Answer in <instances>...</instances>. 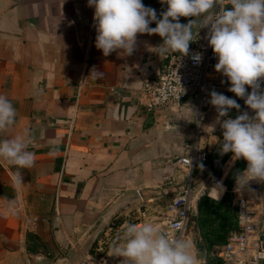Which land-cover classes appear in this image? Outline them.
Instances as JSON below:
<instances>
[{"label": "crops", "instance_id": "obj_1", "mask_svg": "<svg viewBox=\"0 0 264 264\" xmlns=\"http://www.w3.org/2000/svg\"><path fill=\"white\" fill-rule=\"evenodd\" d=\"M142 2L158 16L167 9L161 0ZM93 16L88 0H0V94L18 113L0 139L30 134L28 150L35 153L34 167L20 170L25 184L19 189L12 180L17 168L0 160V264H78L112 224L149 222L162 232V215L189 181L178 159L195 145L209 160L194 172L185 241L195 233L207 262L222 264L218 252L232 230L219 244L202 226L199 206L206 197L221 202L227 194L236 210L234 177L246 163L219 152L223 136L206 129V114L191 97L148 110L143 88L170 60L169 53L152 49L163 42L158 35H138L131 56L105 57L95 47ZM207 34L204 28L194 40L206 43ZM94 69L103 76L92 77ZM222 80L215 71L212 89L250 111ZM238 114L233 109L230 116ZM53 146L58 150L50 155ZM259 185L252 209L264 242Z\"/></svg>", "mask_w": 264, "mask_h": 264}, {"label": "clouds", "instance_id": "obj_2", "mask_svg": "<svg viewBox=\"0 0 264 264\" xmlns=\"http://www.w3.org/2000/svg\"><path fill=\"white\" fill-rule=\"evenodd\" d=\"M161 3L167 9L158 16L142 0H88V7L94 9L95 47L105 57L113 52L131 56L136 51L138 35H158L163 42L152 48L157 54L178 52L198 64L202 53H190L189 46L199 30L207 28L208 43L217 58L215 70L226 78L221 82L229 83L228 92L244 100L250 110L241 112L237 99L215 89L209 92L208 103L216 110L222 129L219 152L230 153L233 161L246 163L234 177L237 187L249 188L250 181L264 183V0ZM181 18L188 22L180 23ZM152 24L156 26L150 27ZM91 76L101 78L103 73L94 69ZM233 109L239 113L235 118L230 116ZM17 115L11 100L0 94V133L15 125ZM211 128L215 130L214 125ZM33 140L30 134L0 139V160L17 168L12 176L16 189L25 184L20 170L35 165V153L28 150ZM57 150L53 146L50 155ZM111 254L120 258V264H203L190 241L169 239L149 222L126 224L122 237L114 241Z\"/></svg>", "mask_w": 264, "mask_h": 264}, {"label": "built area", "instance_id": "obj_3", "mask_svg": "<svg viewBox=\"0 0 264 264\" xmlns=\"http://www.w3.org/2000/svg\"><path fill=\"white\" fill-rule=\"evenodd\" d=\"M189 48L190 53H202V61L197 64L190 56L182 57L181 53L170 55V60L162 73L144 86L145 104L148 110L156 111L178 106L184 99L191 97L199 110L206 114L204 118L208 122L206 129L213 135L222 136V129L217 123V112L208 103L209 92L212 90L210 79L216 71L217 58L208 41L203 43L193 40ZM213 125L214 131L211 128ZM198 132H201L200 129ZM208 160V151L198 149L197 145L178 159L179 168L189 181L162 215V232L169 239L185 240L188 235L194 209V172ZM259 191L260 185L256 181H250L249 188L235 185L233 204L238 213V226L229 233L226 244L219 250L218 256L222 264H264V242L258 235L259 225L256 213L252 209ZM147 216L148 211L144 209L141 212V219L145 220ZM124 230L125 225H110L98 238L94 251L85 255L78 264H120V258L111 254V248L117 237H122Z\"/></svg>", "mask_w": 264, "mask_h": 264}, {"label": "trees", "instance_id": "obj_4", "mask_svg": "<svg viewBox=\"0 0 264 264\" xmlns=\"http://www.w3.org/2000/svg\"><path fill=\"white\" fill-rule=\"evenodd\" d=\"M236 211L237 209L232 208L230 197L227 194L221 202L206 197L199 206L200 221L204 228L210 227L209 230L214 238L219 244H223L228 233L235 229Z\"/></svg>", "mask_w": 264, "mask_h": 264}, {"label": "rangeland", "instance_id": "obj_5", "mask_svg": "<svg viewBox=\"0 0 264 264\" xmlns=\"http://www.w3.org/2000/svg\"><path fill=\"white\" fill-rule=\"evenodd\" d=\"M186 241H190V240L187 239ZM190 242L194 245V248L197 251L199 258L203 261V264H209L207 262L205 251L200 249L202 241L195 233H193V238H192V241Z\"/></svg>", "mask_w": 264, "mask_h": 264}, {"label": "water", "instance_id": "obj_6", "mask_svg": "<svg viewBox=\"0 0 264 264\" xmlns=\"http://www.w3.org/2000/svg\"><path fill=\"white\" fill-rule=\"evenodd\" d=\"M217 11H219V9H217ZM187 22H188V20L180 21V23H182V24H186ZM203 29H204V28H203ZM203 29H200L199 32H198V34H200V33L202 32ZM198 34H197V35H198ZM197 35H196V36H197ZM196 36H195V37H196ZM195 37H194V38H195ZM177 53H178V52H170L169 54H170V55H174V54H177Z\"/></svg>", "mask_w": 264, "mask_h": 264}]
</instances>
